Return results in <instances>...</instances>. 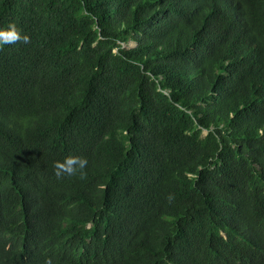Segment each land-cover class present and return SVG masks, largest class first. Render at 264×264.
Here are the masks:
<instances>
[{"label":"trees","instance_id":"16d2710c","mask_svg":"<svg viewBox=\"0 0 264 264\" xmlns=\"http://www.w3.org/2000/svg\"><path fill=\"white\" fill-rule=\"evenodd\" d=\"M10 23L0 264H264V0H0Z\"/></svg>","mask_w":264,"mask_h":264},{"label":"clouds","instance_id":"9594fccd","mask_svg":"<svg viewBox=\"0 0 264 264\" xmlns=\"http://www.w3.org/2000/svg\"><path fill=\"white\" fill-rule=\"evenodd\" d=\"M0 37H2V40H0V44L13 43L20 39H22L25 43H27L29 40L28 36L26 35L21 37L15 24H11V23L8 25V28L6 30H0ZM74 163H78L79 168L83 169L85 165L87 164V161L83 158L68 157L65 159L64 163L57 162L55 165V167L57 168V172H56L57 176L61 175V170L63 172L72 174L75 170L71 167V165ZM81 175H83V172H81ZM45 264H52L51 259H47L45 261Z\"/></svg>","mask_w":264,"mask_h":264}]
</instances>
